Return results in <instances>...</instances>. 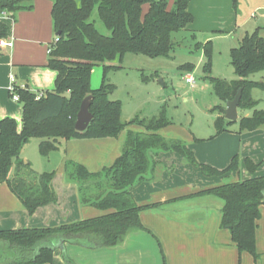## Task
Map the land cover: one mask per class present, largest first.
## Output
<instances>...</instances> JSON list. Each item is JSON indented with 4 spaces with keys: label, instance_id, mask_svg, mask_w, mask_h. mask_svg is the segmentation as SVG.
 Segmentation results:
<instances>
[{
    "label": "trees",
    "instance_id": "1",
    "mask_svg": "<svg viewBox=\"0 0 264 264\" xmlns=\"http://www.w3.org/2000/svg\"><path fill=\"white\" fill-rule=\"evenodd\" d=\"M52 1L54 32H61L60 36L55 35L50 46L47 65L56 73L54 89L37 99V94L29 89L17 88L23 112L21 128L13 118L0 120V185L7 184L30 214L56 203L57 197L52 187V173L37 176L31 172L30 180L20 175L11 177L14 166L19 170L23 166L24 147L32 139H42L40 153L48 157L58 149L61 140L118 138L128 126L122 122V104L110 100L115 86L103 83L98 89H92L94 68L115 60L122 61L128 53L153 58L166 56L172 51V34L186 30L194 22L188 11L191 0H175L172 9H169V0ZM33 3L34 0H0V13L6 12L10 20L21 10L31 11ZM95 11L109 34H103L96 27L92 19ZM4 22L0 20V40L9 37L10 29ZM209 44L206 45L208 72L212 60ZM198 46L203 45L198 43ZM231 62L237 79L231 83L213 79L216 94L227 102L242 89L239 108H254L257 103L250 97L251 90H264V83L250 79L264 73V28L244 36L239 47L232 50ZM110 68L105 66V71ZM186 68L191 69L193 65ZM90 95L93 96L90 111L94 118L86 131L78 132L75 129L77 114L83 100ZM220 110L224 116L216 124L217 136L231 132L228 127L235 123L239 124L238 133L264 127L262 110H254L251 116L237 122L225 118V108ZM225 119L229 126L224 125ZM133 122L145 132L129 131L122 153L110 167L90 173L78 163L66 165V179L78 185L82 204H92L108 213L55 228L0 231V264H53L58 241L91 249L113 248L122 244L132 232L148 231L141 221L142 212L158 209L164 204L139 205L131 190L143 182L158 153L173 151L206 177H222L239 171L238 156L224 170L200 164L196 154L183 142L159 135V131L168 125L162 118L149 123ZM245 162L249 173L255 174L259 165L248 158ZM102 176L108 182L107 191L90 198L85 192L87 184ZM202 196H214L222 202L221 227L230 231L239 255L247 253L257 263L260 255L256 233L264 205V176L225 183L166 204ZM67 262L72 263L69 259Z\"/></svg>",
    "mask_w": 264,
    "mask_h": 264
},
{
    "label": "crops",
    "instance_id": "2",
    "mask_svg": "<svg viewBox=\"0 0 264 264\" xmlns=\"http://www.w3.org/2000/svg\"><path fill=\"white\" fill-rule=\"evenodd\" d=\"M237 1L191 0L188 11L194 22L184 31L194 38L212 31H233L238 28L240 16ZM169 2V9H172L175 0ZM243 2L264 11V0ZM33 4L31 11L18 14V20L6 38L13 40L14 46L0 49V120L13 116L4 107L11 106L6 95L12 80L34 93L52 91L55 86L56 73L47 67L48 49L56 35L52 19L53 1L34 0ZM0 20L8 22V18ZM238 130L239 124L236 130L219 135L211 143L188 144L196 152L200 164L218 170L228 168L232 159L238 156V172L206 177L179 154L173 151L158 153L153 157L143 182L131 190L139 205L164 204L158 209L142 212L141 221L148 231L132 232L122 244L113 248L91 249L65 243L62 249L57 246L58 241L53 264H68V259L71 264H264V205L256 233L260 259L255 263L251 255H239L230 231L221 227L223 204L218 198L202 196L166 204L225 183L264 176V127L254 132L238 133ZM129 131L145 132L127 126L118 138L61 140L56 151L48 157L41 155L46 160V163L40 161L42 172H37L32 162H27L31 164V172L37 176L44 173L54 175L52 187L57 201L30 214L7 184L0 185V231L55 228L108 213L92 204H82L78 185L66 179V165L74 162L90 173L101 172L120 156ZM32 140L24 147L21 156ZM42 141L38 142L39 151ZM247 158L259 165L255 174L249 173ZM18 171L14 166L11 177H16Z\"/></svg>",
    "mask_w": 264,
    "mask_h": 264
},
{
    "label": "rangeland",
    "instance_id": "3",
    "mask_svg": "<svg viewBox=\"0 0 264 264\" xmlns=\"http://www.w3.org/2000/svg\"><path fill=\"white\" fill-rule=\"evenodd\" d=\"M237 3L240 16L238 28L233 31H212L209 34L197 35V39L185 31L175 32L171 39L172 51L166 56L153 58L128 53L122 61L115 60L95 67L91 80L92 89H98L103 83L115 86L110 100L121 102L122 122L128 127L143 131L145 129L133 121L149 123L151 120L162 118L168 125L159 131L161 137L181 141L187 147L194 142L211 143L219 136L216 135V124L224 116L220 108H226V102L216 94L213 79L227 83L237 79L231 62L232 50L239 47L247 33L251 34L264 26L263 10H256L255 5L243 0H238ZM23 11L26 10L17 12L13 19L4 22L7 26L11 25L10 30L18 20V14ZM92 19L100 32L109 34L96 11ZM198 43H202L203 46L200 48ZM208 43L212 53L210 72L206 71ZM187 65H193V68H186ZM105 66L111 68L105 71ZM187 77H192L195 83L189 84L186 81ZM250 79L264 83V73L255 74ZM250 97L257 104L250 109L239 108L240 118L251 116L254 110L264 111V90L253 88ZM6 100L11 106L5 105V109L13 114L9 116L13 117L21 128V105L12 99L9 87ZM16 115L20 117L16 118ZM224 125L229 126L226 119ZM228 128L232 132L238 128V123ZM39 141L40 139H34L25 148L26 151L21 156L23 166L17 175L30 180L31 164L36 171L42 172L41 163H46L44 162L46 160L40 154ZM25 162L32 163L28 166ZM107 183L104 176L89 181L86 195L96 198L101 192L107 191Z\"/></svg>",
    "mask_w": 264,
    "mask_h": 264
},
{
    "label": "water",
    "instance_id": "4",
    "mask_svg": "<svg viewBox=\"0 0 264 264\" xmlns=\"http://www.w3.org/2000/svg\"><path fill=\"white\" fill-rule=\"evenodd\" d=\"M61 32H58L56 36H60ZM243 90L239 89L236 97L233 100H229L226 102L225 108V118L231 122H237L239 120V106L242 99ZM93 96L90 95L86 97L80 107V110L77 114V120L75 123V129L78 132H84L88 129L91 122L93 121V114L90 111V107L92 104ZM27 164V162H25ZM57 246H60L64 249V242L60 241Z\"/></svg>",
    "mask_w": 264,
    "mask_h": 264
},
{
    "label": "built area",
    "instance_id": "5",
    "mask_svg": "<svg viewBox=\"0 0 264 264\" xmlns=\"http://www.w3.org/2000/svg\"><path fill=\"white\" fill-rule=\"evenodd\" d=\"M159 1V0H158ZM0 18H8V15L6 12L0 13ZM14 46V42L13 40H9V39H2L0 40V49H4V48H12ZM51 52V48L48 49V54ZM186 81L189 84H194V80L192 77H187ZM17 88L20 89H27L24 85L18 86L14 80H12L11 85L9 86V93L12 96V99L15 102H19L20 101V96L17 93ZM37 94V99H40L43 97L44 93H36Z\"/></svg>",
    "mask_w": 264,
    "mask_h": 264
}]
</instances>
